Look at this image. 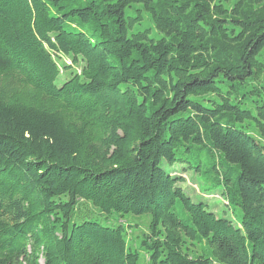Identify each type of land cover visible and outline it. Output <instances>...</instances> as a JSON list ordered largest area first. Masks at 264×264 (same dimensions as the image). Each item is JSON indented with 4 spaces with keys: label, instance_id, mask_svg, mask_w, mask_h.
<instances>
[{
    "label": "trees",
    "instance_id": "trees-1",
    "mask_svg": "<svg viewBox=\"0 0 264 264\" xmlns=\"http://www.w3.org/2000/svg\"><path fill=\"white\" fill-rule=\"evenodd\" d=\"M262 52L264 0H0V264H264Z\"/></svg>",
    "mask_w": 264,
    "mask_h": 264
},
{
    "label": "rangeland",
    "instance_id": "rangeland-1",
    "mask_svg": "<svg viewBox=\"0 0 264 264\" xmlns=\"http://www.w3.org/2000/svg\"><path fill=\"white\" fill-rule=\"evenodd\" d=\"M141 8L139 5H135L134 9H128L127 10V15L129 17H135L137 16V13L135 12L136 9ZM145 19L144 21L140 23H136L134 28L131 29V32H138V31H144L146 29L151 30L150 37L154 40H159L163 37L154 27L153 23L150 21V17L148 14H145ZM261 61H264V52H262V56L259 57ZM67 64H71L70 60H67ZM263 87H264V81L262 82ZM251 88V87H250ZM248 88L247 90H242V93H245L250 90ZM251 98L256 99L258 98L255 94L251 96ZM259 99V98H258ZM165 170L171 171L174 176L177 177H182L185 180V183H183L181 186L184 188L186 191L187 195L190 196L194 203H205L209 205L210 210L214 212L219 218L222 219H227L231 220L234 222L235 225H239L241 223V217H242V211L241 209H236V208H230L228 207V203L225 198H223L221 192H215L212 195H209L207 193L201 192L199 188V183L196 175L193 172H185L183 171V168L181 165H175L173 167L167 165L166 163L164 164ZM81 213L77 214L75 217L74 221L75 222H83V221H94L98 222L104 226H109L112 223L116 222L115 217H111L110 219H107L105 216L100 215L97 211H88L86 208L81 207L80 208ZM151 220V217L149 215L145 216H134V217H126L124 219H121L120 222L124 225H127L128 223L132 224H138V225H143V224H149ZM135 234H133V237L138 238L141 234V230L138 228L134 230ZM140 251V264H146V257H145V252L143 250ZM43 264V262H42Z\"/></svg>",
    "mask_w": 264,
    "mask_h": 264
}]
</instances>
